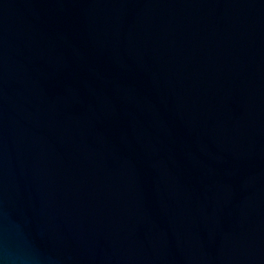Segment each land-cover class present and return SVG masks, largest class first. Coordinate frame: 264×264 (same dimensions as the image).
Wrapping results in <instances>:
<instances>
[{
	"label": "water",
	"instance_id": "water-1",
	"mask_svg": "<svg viewBox=\"0 0 264 264\" xmlns=\"http://www.w3.org/2000/svg\"><path fill=\"white\" fill-rule=\"evenodd\" d=\"M0 264H264V0H0Z\"/></svg>",
	"mask_w": 264,
	"mask_h": 264
}]
</instances>
